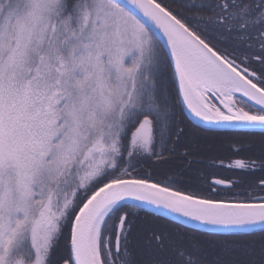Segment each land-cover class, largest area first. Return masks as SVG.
<instances>
[{"label":"snow or ice","instance_id":"obj_1","mask_svg":"<svg viewBox=\"0 0 264 264\" xmlns=\"http://www.w3.org/2000/svg\"><path fill=\"white\" fill-rule=\"evenodd\" d=\"M0 264H264V0H0Z\"/></svg>","mask_w":264,"mask_h":264},{"label":"trees","instance_id":"obj_2","mask_svg":"<svg viewBox=\"0 0 264 264\" xmlns=\"http://www.w3.org/2000/svg\"><path fill=\"white\" fill-rule=\"evenodd\" d=\"M232 136H238L239 134L236 133H226V132H220L219 136L221 139L215 140L213 149L210 152L205 153V158L207 159L208 157L211 156H216L222 159H227V157L230 155V144L237 142L236 140L229 139L228 137ZM239 142L241 143H248L249 140L247 137H242ZM193 168H200L203 169L205 173L210 172V171H218L220 173L221 178L231 176L232 174L230 172H226L223 170H216V169H210L207 168L204 164H194Z\"/></svg>","mask_w":264,"mask_h":264}]
</instances>
